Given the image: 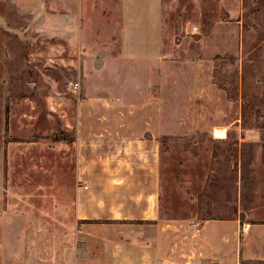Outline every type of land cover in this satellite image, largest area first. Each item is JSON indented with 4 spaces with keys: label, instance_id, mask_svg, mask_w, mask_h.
Masks as SVG:
<instances>
[{
    "label": "rangeland",
    "instance_id": "1",
    "mask_svg": "<svg viewBox=\"0 0 264 264\" xmlns=\"http://www.w3.org/2000/svg\"><path fill=\"white\" fill-rule=\"evenodd\" d=\"M79 1L0 0V246L17 245L13 217H22L20 229L44 228L59 250L81 184L76 140L108 121L123 135L159 136L164 219L238 216L250 226L240 249L264 252V0H160L159 61L120 58L122 0ZM217 167L228 182L214 196Z\"/></svg>",
    "mask_w": 264,
    "mask_h": 264
},
{
    "label": "crops",
    "instance_id": "2",
    "mask_svg": "<svg viewBox=\"0 0 264 264\" xmlns=\"http://www.w3.org/2000/svg\"><path fill=\"white\" fill-rule=\"evenodd\" d=\"M121 4L120 58L142 53L159 61L160 0L154 5L144 0ZM65 8L66 18L72 13L67 2ZM69 20H63V29L72 32ZM118 122L123 128L125 121ZM101 123L104 133L88 134L80 147L76 140L75 174L81 184L75 188L70 228L67 220L61 221L66 229L59 250L53 251L50 232L20 229L22 217H13L17 227L11 233L17 245L0 246V264H225L229 243L234 244L231 264H264L263 251L249 255L240 249L239 238L250 226L243 227L238 216L196 222L164 219L159 207V136L146 135L143 129L137 135H123L112 129V122Z\"/></svg>",
    "mask_w": 264,
    "mask_h": 264
},
{
    "label": "trees",
    "instance_id": "3",
    "mask_svg": "<svg viewBox=\"0 0 264 264\" xmlns=\"http://www.w3.org/2000/svg\"><path fill=\"white\" fill-rule=\"evenodd\" d=\"M220 88L224 90V92H225V94L229 100L235 99L234 92L230 88H227L224 86H221ZM72 142H73V140H69V143H72ZM236 155H237V152H234L235 157H236ZM212 156L213 157L218 156V152L213 151ZM235 166H233L234 174H236ZM235 177H236V175H234V178ZM226 182H228L227 178L225 177V175H223V173L220 172L219 167H217V169H215V171H212V176L207 181V190H209V194L213 195V193H214V196H215V192L224 191L225 187L227 188ZM226 193H228L227 190H226ZM207 219H213V218H201V220H207Z\"/></svg>",
    "mask_w": 264,
    "mask_h": 264
},
{
    "label": "bare ground",
    "instance_id": "4",
    "mask_svg": "<svg viewBox=\"0 0 264 264\" xmlns=\"http://www.w3.org/2000/svg\"><path fill=\"white\" fill-rule=\"evenodd\" d=\"M214 135L217 136V137H223L224 134V131L223 130H220V129H216L214 131Z\"/></svg>",
    "mask_w": 264,
    "mask_h": 264
},
{
    "label": "built area",
    "instance_id": "5",
    "mask_svg": "<svg viewBox=\"0 0 264 264\" xmlns=\"http://www.w3.org/2000/svg\"><path fill=\"white\" fill-rule=\"evenodd\" d=\"M72 87H73V90H78L79 89V84L78 83H74Z\"/></svg>",
    "mask_w": 264,
    "mask_h": 264
}]
</instances>
